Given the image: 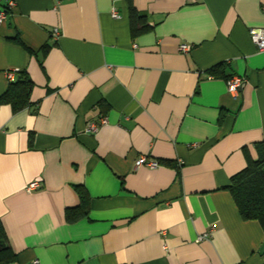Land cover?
Wrapping results in <instances>:
<instances>
[{
  "label": "crops",
  "instance_id": "crops-1",
  "mask_svg": "<svg viewBox=\"0 0 264 264\" xmlns=\"http://www.w3.org/2000/svg\"><path fill=\"white\" fill-rule=\"evenodd\" d=\"M14 2L0 95L10 71L33 87L30 106L0 104L10 264H264V229L225 188L264 140V51L249 35L264 0H132L151 26L136 36L128 0ZM222 62L223 75L208 72ZM230 76L243 79L236 94ZM140 155L159 165L136 167ZM75 186L86 214L67 222Z\"/></svg>",
  "mask_w": 264,
  "mask_h": 264
},
{
  "label": "trees",
  "instance_id": "trees-1",
  "mask_svg": "<svg viewBox=\"0 0 264 264\" xmlns=\"http://www.w3.org/2000/svg\"><path fill=\"white\" fill-rule=\"evenodd\" d=\"M128 2L132 36L148 31L151 26L146 23L143 16L138 14L132 0H128ZM48 48L49 45L44 44L41 50L46 53ZM28 51L32 52L31 50ZM224 67L223 62L218 63L212 66L208 72L211 75H223ZM32 87L33 81L28 72L26 70L17 71L15 79L9 81L6 90L0 95V104H9L13 110L30 106ZM253 146L256 156L252 157L248 151H245L246 165L231 175L225 188L232 195L241 218L257 221L264 229V140L255 142ZM75 189L80 198V204L77 207L66 208L65 220L67 222H75L86 214V192L80 186H75ZM15 259L16 254L10 246L8 236L0 220V264H10Z\"/></svg>",
  "mask_w": 264,
  "mask_h": 264
},
{
  "label": "built area",
  "instance_id": "built-area-1",
  "mask_svg": "<svg viewBox=\"0 0 264 264\" xmlns=\"http://www.w3.org/2000/svg\"><path fill=\"white\" fill-rule=\"evenodd\" d=\"M190 2H198L200 0H189ZM2 3V6L0 7V24L5 22L9 16L10 12L13 10L15 6L14 0H0ZM262 11H264V4H262ZM112 16H117V13L115 10L112 11ZM52 35L56 37L58 35L57 28L53 29ZM249 35L250 38L256 47L258 51H264V28L261 27H252L249 29ZM190 49V46L188 44H181L180 50L183 52H186ZM8 78L10 81L14 80L16 77V71H10L7 73ZM243 79L239 76H231L227 80V89L229 92L236 94L238 91L239 86L241 85ZM107 122V119L105 116H101L98 120L91 122L88 125V130L92 132H96L97 129L105 124ZM134 165L136 167L146 165L150 168H155L159 165V162L156 159L148 158L146 155H140L134 162ZM39 182L35 181L30 183L26 190L31 191L32 189H35L39 186ZM208 237V232L201 233L197 236V240L206 239ZM35 263H38L37 260L34 261Z\"/></svg>",
  "mask_w": 264,
  "mask_h": 264
},
{
  "label": "water",
  "instance_id": "water-1",
  "mask_svg": "<svg viewBox=\"0 0 264 264\" xmlns=\"http://www.w3.org/2000/svg\"><path fill=\"white\" fill-rule=\"evenodd\" d=\"M243 85H244V83L242 82L241 85L238 88V91H241L242 90Z\"/></svg>",
  "mask_w": 264,
  "mask_h": 264
}]
</instances>
